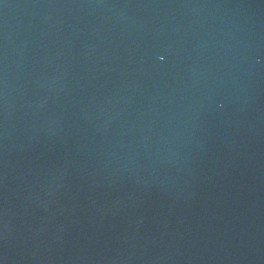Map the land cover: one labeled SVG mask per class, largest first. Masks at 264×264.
Instances as JSON below:
<instances>
[{"label":"water","instance_id":"1","mask_svg":"<svg viewBox=\"0 0 264 264\" xmlns=\"http://www.w3.org/2000/svg\"><path fill=\"white\" fill-rule=\"evenodd\" d=\"M0 264H264V0H0Z\"/></svg>","mask_w":264,"mask_h":264}]
</instances>
